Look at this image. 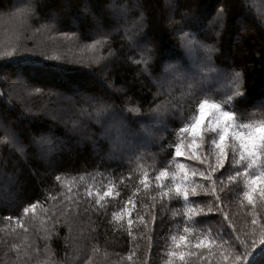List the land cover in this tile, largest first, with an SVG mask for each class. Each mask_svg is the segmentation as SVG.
Segmentation results:
<instances>
[{
    "label": "trees",
    "instance_id": "trees-1",
    "mask_svg": "<svg viewBox=\"0 0 264 264\" xmlns=\"http://www.w3.org/2000/svg\"><path fill=\"white\" fill-rule=\"evenodd\" d=\"M187 40L196 41L198 61L189 58ZM209 47L211 67L223 74L212 82V99L223 104L237 85L252 98L264 92V0H33L31 6L0 0V53L14 52L0 56V264H163L166 255L149 256L142 238L147 230L138 214L155 193L139 181L172 158L181 125L173 117L129 119L128 140L136 147L129 154L119 135H104L102 116H113L117 127L113 108L147 112L170 103L190 115L196 99L191 77L201 71ZM146 60L179 65L188 78L158 75ZM15 88L23 90L16 94ZM237 101L224 106L237 111L240 123L264 119V107L243 108ZM72 106L82 111L73 114ZM77 119L86 130L72 131ZM6 130L16 134L7 146ZM41 137L46 142L38 143ZM109 185L120 195L97 215L83 192ZM128 199L135 205L132 237L127 218L121 227L112 217ZM36 201L34 212H23ZM157 205L162 232L168 234L171 223L170 234H182L173 213H183V202L161 207L158 198ZM249 215V208L232 205L230 219L241 231H250ZM204 224L214 236L232 231L219 215L201 218L206 235ZM170 245L169 239L160 248ZM216 261L213 256L203 264Z\"/></svg>",
    "mask_w": 264,
    "mask_h": 264
},
{
    "label": "snow or ice",
    "instance_id": "snow-or-ice-1",
    "mask_svg": "<svg viewBox=\"0 0 264 264\" xmlns=\"http://www.w3.org/2000/svg\"><path fill=\"white\" fill-rule=\"evenodd\" d=\"M32 3L33 0H28L29 6ZM187 35L184 33L185 37ZM195 43L196 41L187 40L188 46ZM212 51L214 49L211 47L207 48L201 71L191 77L189 88L196 99L190 115H187V108L182 110L183 106L175 103L156 105L147 112H143L141 107L113 108V113L120 116L116 127V131L120 133L118 139L123 151L129 154L135 151L128 140L130 132L126 122L129 119L146 117L164 121L173 117L181 125L176 130V141L171 146L172 158L161 160L163 166L154 169L152 174L144 171L139 181L144 190L155 193L150 197L152 203L145 204L143 214H138L141 226L147 230L142 238L148 242L149 256L166 255L163 264H203L206 259L211 261L213 256L217 257L216 264H264V119H249L247 123H240L241 117L237 116V111L224 106L232 105L233 97H237V102L243 108L264 107V92L252 98L247 92H240L237 85V90L223 104L212 99V82L223 75L218 69L211 67ZM4 55L12 56L14 52L0 53V56ZM25 55L31 53L26 52ZM145 63L153 67L158 75L168 77L173 74L174 78H188L181 72L179 65L168 68L152 65L149 60ZM239 75L236 73L237 77ZM157 99L158 97H153L152 103L155 104ZM70 111L78 114V111L82 110L72 106ZM73 125L74 132L86 130V122L82 120H73ZM111 132L112 126H108L104 135L109 136ZM15 138L13 130H6L2 142L7 146L12 144ZM44 142V137L38 141ZM60 179V175L55 176L56 181ZM119 195L111 185L107 190L95 192L88 187L83 192V200L93 203L94 211L99 215L106 214L108 205L105 201ZM158 198L161 207H167L173 202H183V213H173V216L183 223L182 234L179 236L170 234L173 230L171 223L168 234L162 232L164 220L161 216L158 221L156 211ZM204 198L210 199L207 203H201ZM39 203L36 201L29 204L23 208V212H34ZM233 204L250 209V215L247 217L250 220V231H241L232 224L230 210ZM134 209L133 201L128 199L120 212L112 213L113 219L119 221L121 227L127 218L129 237L133 235ZM211 215L222 216L228 221L232 231L214 236L211 225L204 224L207 234L201 233V218ZM169 239L171 245L166 251L160 248L162 244L167 245ZM157 248H160L159 252L154 251ZM134 255V252L130 253L128 259L132 260ZM145 264H148V260H145Z\"/></svg>",
    "mask_w": 264,
    "mask_h": 264
},
{
    "label": "rangeland",
    "instance_id": "rangeland-1",
    "mask_svg": "<svg viewBox=\"0 0 264 264\" xmlns=\"http://www.w3.org/2000/svg\"><path fill=\"white\" fill-rule=\"evenodd\" d=\"M25 1V0H24ZM112 1V0H111ZM113 4V3H112ZM111 4V5H112ZM187 42V41H186ZM185 46L187 47V50H188V55L190 56L189 58H191V61L193 62V60H196L197 59V61H198V55H197V52H198V48H197V46H196V44H193L192 46H188V44L186 43L185 44ZM166 67H168V68H171L172 66H170V65H166ZM174 67V66H173ZM20 90L22 91L23 89H20V88H15V92H16V94H18L19 92H20ZM59 118L60 119H63L64 118V113H60L59 114ZM103 118H104V120H103V123L105 124V128H107L108 126H112V132L111 133H113V134H115V135H120V133H118L117 131H116V127H115V123H117L118 121L113 117V116H110V115H108V114H105L104 116H102ZM61 121V120H60ZM103 124V125H104ZM127 128H129V127H127ZM116 141H118L117 139H116ZM131 142V141H130ZM49 143V142H48ZM47 143V144H48ZM119 144H120V146H121V142H120V140H119V142H118ZM131 144L133 145V143L131 142ZM134 148H136L135 147V145L133 146ZM137 148H138V146H137Z\"/></svg>",
    "mask_w": 264,
    "mask_h": 264
}]
</instances>
